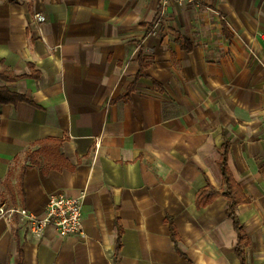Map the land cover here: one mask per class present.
I'll list each match as a JSON object with an SVG mask.
<instances>
[{
    "label": "crops",
    "instance_id": "0c3cea01",
    "mask_svg": "<svg viewBox=\"0 0 264 264\" xmlns=\"http://www.w3.org/2000/svg\"><path fill=\"white\" fill-rule=\"evenodd\" d=\"M199 1L0 0V204L85 194L81 233L0 216V264H264V0ZM225 141L242 258L225 197L197 203Z\"/></svg>",
    "mask_w": 264,
    "mask_h": 264
},
{
    "label": "built area",
    "instance_id": "2783aa9c",
    "mask_svg": "<svg viewBox=\"0 0 264 264\" xmlns=\"http://www.w3.org/2000/svg\"><path fill=\"white\" fill-rule=\"evenodd\" d=\"M175 1L179 4L191 3L199 5V0H159L160 12L164 13L166 6ZM38 20H44V15L36 13ZM156 32V25L152 28V33ZM85 194L82 192L76 196H67L62 193L52 194L45 207L43 217H36L33 213L24 208H5V204H0V216L11 217L13 213H18L25 217L29 223V231L33 237L39 238L43 235L48 225H53L61 235L70 233H81L82 230V205Z\"/></svg>",
    "mask_w": 264,
    "mask_h": 264
},
{
    "label": "trees",
    "instance_id": "16d2710c",
    "mask_svg": "<svg viewBox=\"0 0 264 264\" xmlns=\"http://www.w3.org/2000/svg\"><path fill=\"white\" fill-rule=\"evenodd\" d=\"M140 72L138 73V76L143 73V61L140 59ZM134 86V82L130 84L128 87L126 93L124 96H128ZM23 99V97L19 95H11L5 92L0 91V102H6V101H16ZM230 148V143L228 141H225L220 149H219V158L217 160V165L222 177V188L220 190L214 189L211 186H207L204 190L199 191L197 193V203L199 204L201 202V195L204 194L206 191H208V194L204 197V203L208 201V199H211L215 197L218 194H222L226 199V212L228 217H230L233 221L234 230L236 232V244H235V251L238 256L241 258L243 257V251L244 246L247 245V236L242 229V224L240 220L238 219V216L236 214V206L241 203H245L248 201V198L245 196L241 186L238 184V182L234 179L230 168L228 166V152ZM30 164L35 162V157L33 152H28L26 155V163L23 164L21 172H20V185L22 183V178L25 170L29 166L27 163ZM207 199V200H206ZM170 232L172 238L176 241L178 239L177 231L173 224L170 226ZM21 264V261L19 262Z\"/></svg>",
    "mask_w": 264,
    "mask_h": 264
}]
</instances>
